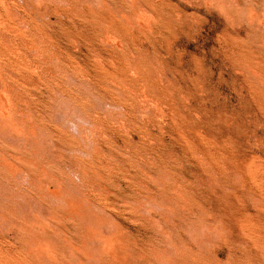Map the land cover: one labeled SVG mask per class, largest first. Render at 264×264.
<instances>
[{
	"label": "rangeland",
	"instance_id": "obj_1",
	"mask_svg": "<svg viewBox=\"0 0 264 264\" xmlns=\"http://www.w3.org/2000/svg\"><path fill=\"white\" fill-rule=\"evenodd\" d=\"M0 264H264V0H0Z\"/></svg>",
	"mask_w": 264,
	"mask_h": 264
},
{
	"label": "bare ground",
	"instance_id": "obj_2",
	"mask_svg": "<svg viewBox=\"0 0 264 264\" xmlns=\"http://www.w3.org/2000/svg\"><path fill=\"white\" fill-rule=\"evenodd\" d=\"M226 231V230H225Z\"/></svg>",
	"mask_w": 264,
	"mask_h": 264
}]
</instances>
